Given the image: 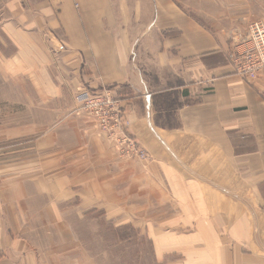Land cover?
Masks as SVG:
<instances>
[{"label":"crops","instance_id":"crops-1","mask_svg":"<svg viewBox=\"0 0 264 264\" xmlns=\"http://www.w3.org/2000/svg\"><path fill=\"white\" fill-rule=\"evenodd\" d=\"M253 20L264 0H0V264H101L93 214L139 222L158 264H264V68L231 63ZM78 90L109 93L121 130L55 123Z\"/></svg>","mask_w":264,"mask_h":264},{"label":"built area","instance_id":"built-area-1","mask_svg":"<svg viewBox=\"0 0 264 264\" xmlns=\"http://www.w3.org/2000/svg\"><path fill=\"white\" fill-rule=\"evenodd\" d=\"M234 53L231 63L235 74L247 81H253L264 68V22L250 21L244 33L233 38ZM77 104L74 114H86L97 128L110 137L115 128L121 130V110L112 96L103 90H78L74 94ZM115 146L122 155L144 159L146 153L138 142L129 135L122 134L114 139Z\"/></svg>","mask_w":264,"mask_h":264},{"label":"rangeland","instance_id":"rangeland-1","mask_svg":"<svg viewBox=\"0 0 264 264\" xmlns=\"http://www.w3.org/2000/svg\"><path fill=\"white\" fill-rule=\"evenodd\" d=\"M25 95L29 93L23 91V99ZM58 98L59 100L54 101L53 121L55 123H60L61 116H66V113L76 115L74 114L75 104H67L69 100H66L65 95ZM112 224L113 221L105 220L103 214H93L87 217L84 231L86 235L83 239L93 259L101 264H158L149 239L143 234L140 225L137 226L139 222H135V227L127 229L125 227L115 228Z\"/></svg>","mask_w":264,"mask_h":264}]
</instances>
